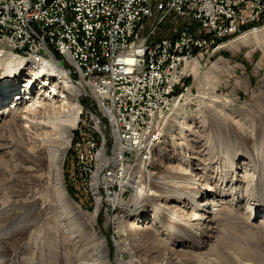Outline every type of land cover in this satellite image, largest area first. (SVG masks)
<instances>
[{"label":"rangeland","instance_id":"1","mask_svg":"<svg viewBox=\"0 0 264 264\" xmlns=\"http://www.w3.org/2000/svg\"><path fill=\"white\" fill-rule=\"evenodd\" d=\"M262 21L255 32L242 29L227 38L221 48L193 58L191 63H196L197 72L194 74V68H190L192 74L185 85L177 88L174 97H180L179 105L171 107L159 146L153 147L152 157H148L150 153L144 155L142 162L139 155L131 157V170L127 173L125 168V181L111 187V198L106 196L107 188L99 187L101 199L93 192L101 168L92 180L83 183L87 198L77 195L69 180L77 122L70 130L68 143L61 147L64 154L58 170L45 158L35 164L18 158L16 147L34 155L48 143L47 139L53 136L55 140L58 132L52 121L63 117L70 104L48 90L50 84L53 89L62 90L51 77H31L25 70L28 64L11 74L8 84L0 87V236L9 245L4 254L0 246V264H55L52 258L45 257V249L56 243L63 249L67 247L61 224L56 228L52 220L60 179L67 197L83 216L78 223L83 218L89 223L87 228L92 225L107 240L112 260H129L128 252L123 256L117 253V243L133 245L136 239L142 245L158 239L164 244L161 252L143 253L153 264H159L165 253L171 264H264ZM243 35L245 40L237 39ZM232 40L235 41L230 43ZM47 51L65 69L70 67L50 47L42 56H48ZM6 76L4 68L0 69V82ZM29 77L32 88L25 86ZM43 81L50 84L42 85ZM80 94L78 118H83L89 102ZM49 101L56 107L47 106ZM28 109H33L30 115L35 116L37 127L27 120L26 113H20ZM100 129L105 143L101 146L100 140L97 148L103 149V157L105 150L111 156L114 135L105 133L104 126ZM104 159H99V167L100 161H107ZM126 181L138 185L143 192L132 196L133 190ZM22 185L24 191L15 194ZM116 199L122 201L117 205ZM133 199L142 206L127 216L123 203L131 204ZM3 212L9 214L7 220ZM16 212L20 217L14 218ZM71 213L68 212V219L72 218ZM166 218L185 231L169 232L163 226ZM27 221L32 224L22 231Z\"/></svg>","mask_w":264,"mask_h":264},{"label":"built area","instance_id":"2","mask_svg":"<svg viewBox=\"0 0 264 264\" xmlns=\"http://www.w3.org/2000/svg\"><path fill=\"white\" fill-rule=\"evenodd\" d=\"M263 15L264 0H0V44L35 58L50 47L70 63L75 81L74 61H81L87 84H79L80 96L89 103L82 104L85 112L77 121L68 177L87 198L82 186L90 140L99 135L84 134L86 121H97L111 133L108 116H101L102 99H109L110 115L126 112L120 120L123 160L144 140L150 112L161 110L192 74L190 63L204 40L191 46L188 28L216 29L217 38L206 39L212 47L219 31L232 30L244 18L262 22ZM160 66H167V74H159ZM158 123L162 128L165 119ZM79 150H89L90 158H77ZM105 160L100 161V186L111 198L106 150ZM123 162L128 173L131 161Z\"/></svg>","mask_w":264,"mask_h":264},{"label":"bare ground","instance_id":"3","mask_svg":"<svg viewBox=\"0 0 264 264\" xmlns=\"http://www.w3.org/2000/svg\"><path fill=\"white\" fill-rule=\"evenodd\" d=\"M264 18V15H263ZM264 20V19H263ZM260 20H253L251 18H244L240 22L234 23L232 25V30L226 31H219V39H217V45H212L211 47V40L206 39H215L217 38V30L216 29H207V30H200L195 28H188V38L191 42V46H199V41L204 40V47H196L195 50V58H198L204 55V48H210L213 52L219 48H221L225 43L224 41L229 38L234 33H239L244 28L248 31L252 30L255 32L257 26L260 24ZM245 36H240L237 39L245 40ZM232 40L230 43L234 42ZM13 49V48H12ZM15 50V49H13ZM16 51V50H15ZM18 53H14L11 51H5L0 48V69L4 68V74L7 76L0 82V87L4 88L8 84V79H10L11 74L16 73L23 65L28 64L25 68L27 72L31 75V77H37L40 75H48V77L52 78L60 87L62 88L61 91H58L56 88L53 89L54 86L50 84V82H44L42 85L50 84L48 90L55 94H59L63 99V102H67L70 104L69 109L63 117L57 118L55 121H52V127L55 128L56 132H58L57 136L54 137L55 140L52 138L47 139L45 146L40 148L35 152V154H28L23 147L19 146L16 147L18 152V158L20 160H28L32 164L34 162H39L41 159H47L49 164L56 170L60 168V164L62 162L64 151H61V147L65 146L69 141L70 130L74 128L77 122V118L79 116V107L80 104L77 100L78 94L82 91L80 89L79 84H87V74L85 73V69L81 68V61H74V71L75 76L78 80L75 82L71 79L72 74L69 73V69H65L62 65L58 63V61H54V57L51 55L50 51H47L48 56H40V57H32L30 56L29 52L26 51H17ZM208 52V51H207ZM212 52V53H213ZM48 57V58H47ZM40 62V63H36ZM190 68H194L192 72L194 74L197 72V65L196 63L192 65L190 63ZM22 69V68H21ZM196 70V71H195ZM159 74H167V66H160L159 67ZM29 77L26 87L30 86L33 82L32 78ZM43 79V78H42ZM36 80V79H34ZM44 80V79H43ZM22 82V80H21ZM31 87V86H30ZM35 85H33V88ZM32 88V87H31ZM176 88V87H175ZM20 90V89H19ZM59 92V93H58ZM7 93H5L6 95ZM48 96V95H47ZM179 99L177 97L171 96L169 99H166L161 104V110H152L148 115V132L144 134V140L141 144L137 146V149L132 154H123L122 160V127L120 120L126 119V112H117L111 113L109 109V99H102V107H101V114L102 116H108V127L111 129V134L114 135V144L112 146L111 156H109L110 166L106 170V178H110L109 181V189L114 187V184L123 183L125 181V175L123 172L126 168V162L123 161H130L131 157L139 155V161H143L144 155H150L152 152L153 147L159 146L158 142H160L161 137L163 135V129L166 125V121L171 114V107L179 105ZM33 104H26V107H32ZM47 106L56 107L54 103H47ZM27 110V109H26ZM21 111L20 113H26L27 120L32 124L33 127H37L38 123L34 115H30V110L28 111ZM15 112V111H14ZM16 113H13L14 116ZM21 115V114H20ZM16 117V116H15ZM165 119V123L162 128H160V123L158 120ZM101 126H99L97 121H86V127H84V134L90 135H99V138H91L90 140V147H91V159L90 158V151L89 150H79L77 151V158L80 159H89L87 165V178L86 180H92L93 176L95 175L97 169H100L98 166L99 159L103 161L105 157H103V152L101 149H98L97 146L99 141H101V146L105 143L104 134L101 131ZM17 130H19L17 128ZM53 130V129H52ZM105 130V129H104ZM103 130V131H104ZM166 133V132H165ZM164 133V135H165ZM101 150V151H100ZM105 156V155H104ZM152 157V156H151ZM105 160V159H104ZM23 162V161H22ZM135 162V160H134ZM28 166V165H27ZM33 166V165H32ZM139 168V167H138ZM33 169V168H32ZM27 171V170H26ZM100 174V173H99ZM60 178V176L58 177ZM128 178V177H127ZM159 178V177H158ZM132 179V178H131ZM175 181H173L174 183ZM131 186L133 190L132 196H137L138 194L142 193V189L139 188L138 185H131L129 181H126L125 184ZM62 180L57 181L58 187V194L56 201V209L54 211V223L56 228L59 224H61V229L63 234H65L67 244L66 248H62L60 244H54L53 247L45 249V257H50L54 260L55 264H153L149 259H145V255L143 253H152L153 251H159L164 248V244H162L158 239H155L153 242H148L145 244H140L138 241L134 239L133 242L136 241V244L131 245L130 243H117V253L121 256L124 255V252H128L129 260L128 261H116L110 258V250L108 247V242L104 237H100V235L95 231L92 225L85 222L82 218V221L78 223V219L81 216L78 209L74 207L71 200L67 197L64 188L62 186ZM118 185V184H117ZM121 186V185H120ZM100 187V178H98V183L93 185V192L97 194L99 199H101V194L99 191ZM162 188L166 189L165 187L161 186ZM122 188V187H121ZM24 185L22 187H18L15 194L22 193L24 190ZM120 189V188H119ZM157 192H163V190L158 189ZM88 194V193H87ZM112 194V193H111ZM136 198V197H135ZM32 201V200H31ZM116 204L118 205L122 200L116 199ZM131 203V202H130ZM127 206V216H131L137 212V209L142 206L136 200H132L131 204L123 203ZM60 209V210H58ZM73 211V213H71ZM68 212L71 213L72 218L68 219ZM4 213V212H3ZM5 214V213H4ZM74 214V215H72ZM9 214H5L3 218L5 220L8 219ZM14 215V214H13ZM17 215V216H16ZM7 217V218H6ZM20 217L18 216L17 212L14 218ZM117 220V217H116ZM176 222H180L179 218H174ZM163 226L169 229V232L173 231H185L184 229L179 230L181 226H178L177 223L170 221L168 218L164 220ZM119 222V221H118ZM58 223V224H57ZM87 223V224H86ZM32 224V221L25 222L23 230H27L29 225ZM60 226V225H59ZM83 227V228H81ZM46 233L43 234L45 237ZM185 235H187L185 233ZM57 239V238H56ZM44 240V239H43ZM131 242V241H130ZM8 242H6V238L0 236V246L2 254L5 253ZM159 264H171L168 254L165 253L163 257L159 260ZM197 264V261H196Z\"/></svg>","mask_w":264,"mask_h":264},{"label":"water","instance_id":"4","mask_svg":"<svg viewBox=\"0 0 264 264\" xmlns=\"http://www.w3.org/2000/svg\"><path fill=\"white\" fill-rule=\"evenodd\" d=\"M0 48H3V49H9V51H11V52L18 53L17 51L13 50L12 48H10V47L7 46V45L0 44Z\"/></svg>","mask_w":264,"mask_h":264},{"label":"trees","instance_id":"5","mask_svg":"<svg viewBox=\"0 0 264 264\" xmlns=\"http://www.w3.org/2000/svg\"><path fill=\"white\" fill-rule=\"evenodd\" d=\"M262 22H263V21H262ZM245 29H246V28H244V30H245ZM58 56H59V55H58ZM177 88H178V87L175 88V90H174V94L176 93ZM78 192H79V190H78ZM78 192H77V195H80V194H78Z\"/></svg>","mask_w":264,"mask_h":264}]
</instances>
